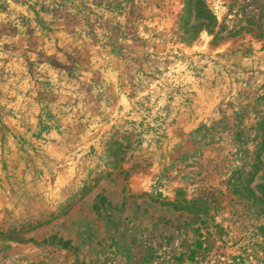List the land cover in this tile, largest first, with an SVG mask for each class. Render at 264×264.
<instances>
[{
	"label": "rangeland",
	"instance_id": "1",
	"mask_svg": "<svg viewBox=\"0 0 264 264\" xmlns=\"http://www.w3.org/2000/svg\"><path fill=\"white\" fill-rule=\"evenodd\" d=\"M0 264H264V0H0Z\"/></svg>",
	"mask_w": 264,
	"mask_h": 264
}]
</instances>
